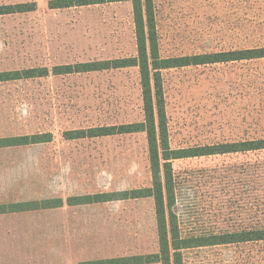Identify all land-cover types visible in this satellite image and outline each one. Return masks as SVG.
<instances>
[{"label":"rangeland","instance_id":"rangeland-1","mask_svg":"<svg viewBox=\"0 0 264 264\" xmlns=\"http://www.w3.org/2000/svg\"><path fill=\"white\" fill-rule=\"evenodd\" d=\"M0 15V71L46 68L43 77L0 83V134H50L20 146V199L118 194L152 185L146 133L67 139L70 130L144 119L138 67L55 75V66L137 54L130 1ZM162 58L264 47V0H153ZM171 148L264 137V58L164 69ZM15 158V157H14ZM16 159V158H15ZM9 166H12L11 168ZM182 237L264 227V150L173 161ZM68 253L132 256L159 251L153 197L68 208ZM70 218L75 220L74 225ZM59 211L37 219V254L60 256ZM183 264H264V241L182 251ZM45 261V260H44ZM37 259V262H44ZM161 264V263H153Z\"/></svg>","mask_w":264,"mask_h":264},{"label":"trees","instance_id":"trees-1","mask_svg":"<svg viewBox=\"0 0 264 264\" xmlns=\"http://www.w3.org/2000/svg\"><path fill=\"white\" fill-rule=\"evenodd\" d=\"M124 1H130L132 4L137 54L132 57L80 62L75 65H59L55 66L54 74L62 75L138 67L144 109V119L142 121L70 130L65 135L67 139H78L136 132L146 133L152 185L148 188L123 191L119 198L113 197L118 194L100 193L95 196H72L67 199V203L83 204L105 202L113 199L153 197L160 248L156 253L115 257L81 264H183L182 251L185 249L264 241V227L206 236H181L177 215L172 210L175 204L173 161L189 157L264 150V137L215 145L171 148L162 77V71L169 68L264 58V47L162 58L157 42L153 0H53L50 2V7L67 8ZM35 9V2L0 5V15L24 13ZM48 73L49 71L46 68L18 69L14 72H0V80L43 77L48 75ZM50 138V134H33L32 136H19L14 138L13 141L15 143L18 142L20 145H25L50 141ZM63 203L64 200L62 198H50L36 201L33 204L38 209L58 207Z\"/></svg>","mask_w":264,"mask_h":264},{"label":"crops","instance_id":"crops-1","mask_svg":"<svg viewBox=\"0 0 264 264\" xmlns=\"http://www.w3.org/2000/svg\"><path fill=\"white\" fill-rule=\"evenodd\" d=\"M2 72V71H0ZM20 79L0 80V83ZM21 136L13 133L3 136L0 134V163H13L19 160L18 154L20 145L13 139ZM45 142V141H44ZM34 144V143H29ZM25 144V145H29ZM16 159H15V158ZM10 168L12 166H9ZM19 173L12 169L6 171L0 170V264H81L107 260L115 257H81L77 251L68 253V236L66 234L69 225L68 208L79 206H92L100 202H91L83 204H68L67 200L61 206L53 208H36L32 200H21L19 193V182H13L14 178L18 181ZM106 202V201H105ZM59 211L60 228L65 230V234L60 235L61 246L58 260H48V252L41 248L42 254H37V242H44L42 238L37 239L36 225L37 219L45 220ZM74 225L75 220L70 218ZM37 259H43L44 262H37ZM153 264V263H151Z\"/></svg>","mask_w":264,"mask_h":264}]
</instances>
